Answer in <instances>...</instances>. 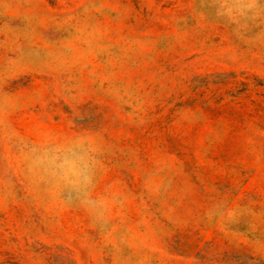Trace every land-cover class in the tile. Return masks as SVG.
<instances>
[{"label": "rangeland", "instance_id": "obj_1", "mask_svg": "<svg viewBox=\"0 0 264 264\" xmlns=\"http://www.w3.org/2000/svg\"><path fill=\"white\" fill-rule=\"evenodd\" d=\"M0 264H264V0H0Z\"/></svg>", "mask_w": 264, "mask_h": 264}, {"label": "clouds", "instance_id": "obj_2", "mask_svg": "<svg viewBox=\"0 0 264 264\" xmlns=\"http://www.w3.org/2000/svg\"><path fill=\"white\" fill-rule=\"evenodd\" d=\"M47 159L54 164L56 174L63 180L69 190L84 197L87 200V186L91 183V172L87 157L78 147L54 146L44 158L38 159L37 163H43Z\"/></svg>", "mask_w": 264, "mask_h": 264}]
</instances>
